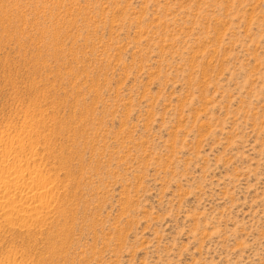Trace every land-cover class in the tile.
<instances>
[{"label":"rangeland","instance_id":"obj_1","mask_svg":"<svg viewBox=\"0 0 264 264\" xmlns=\"http://www.w3.org/2000/svg\"><path fill=\"white\" fill-rule=\"evenodd\" d=\"M28 167L0 264H264V0H0V175Z\"/></svg>","mask_w":264,"mask_h":264},{"label":"bare ground","instance_id":"obj_2","mask_svg":"<svg viewBox=\"0 0 264 264\" xmlns=\"http://www.w3.org/2000/svg\"><path fill=\"white\" fill-rule=\"evenodd\" d=\"M30 168L28 167L26 172L18 169L11 172L13 170L11 169L10 174L0 175V207L2 208L0 219L3 218L8 222L17 219L29 221L34 219V213L31 211L44 209L45 205L41 198L46 185L39 178L37 180L36 177L27 174V172L36 173L35 168L32 170ZM17 200L21 202L20 206L11 207ZM8 207L10 210L7 211Z\"/></svg>","mask_w":264,"mask_h":264}]
</instances>
